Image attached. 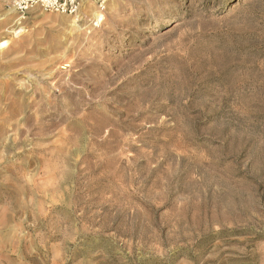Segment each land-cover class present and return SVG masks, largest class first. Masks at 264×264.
<instances>
[{"label":"rangeland","instance_id":"1","mask_svg":"<svg viewBox=\"0 0 264 264\" xmlns=\"http://www.w3.org/2000/svg\"><path fill=\"white\" fill-rule=\"evenodd\" d=\"M81 1L0 0V264H264V0Z\"/></svg>","mask_w":264,"mask_h":264},{"label":"built area","instance_id":"2","mask_svg":"<svg viewBox=\"0 0 264 264\" xmlns=\"http://www.w3.org/2000/svg\"><path fill=\"white\" fill-rule=\"evenodd\" d=\"M94 7V14L89 20L92 29H98L105 21L108 0H89ZM13 12L23 19L30 11L38 9L45 13L62 16H78L82 10L81 0H11Z\"/></svg>","mask_w":264,"mask_h":264},{"label":"bare ground","instance_id":"3","mask_svg":"<svg viewBox=\"0 0 264 264\" xmlns=\"http://www.w3.org/2000/svg\"><path fill=\"white\" fill-rule=\"evenodd\" d=\"M10 14H13L12 13V11L10 10V13H9V15ZM79 18L78 17H76V16H73V19L71 20V21H69L73 26H75V24L78 22L77 20H78ZM18 25H20V23H18ZM12 27H14V25L13 26H10L9 28H8V30L9 29H11ZM7 30V31H8ZM21 32V30H19V31H17L16 33H14V32H12L13 33V35L14 36H16V35H18L19 33ZM7 39V38H6ZM5 38H4V40H2L1 42H0V56L1 57H3V56H6V55H9V53H10V46H11V40H6ZM9 39V38H8ZM65 66V65H64ZM36 91V90H35ZM52 91V90H51ZM30 105L28 104V107H29ZM33 111V110H32ZM25 118L26 119H29V115H25ZM37 119V118H36Z\"/></svg>","mask_w":264,"mask_h":264}]
</instances>
